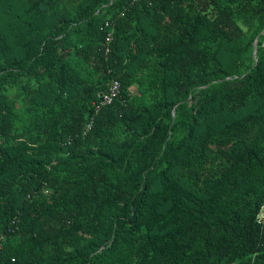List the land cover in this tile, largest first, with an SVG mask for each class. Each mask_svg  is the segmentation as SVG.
<instances>
[{
  "label": "trees",
  "instance_id": "1",
  "mask_svg": "<svg viewBox=\"0 0 264 264\" xmlns=\"http://www.w3.org/2000/svg\"><path fill=\"white\" fill-rule=\"evenodd\" d=\"M263 208L264 0H0V264H264Z\"/></svg>",
  "mask_w": 264,
  "mask_h": 264
},
{
  "label": "built area",
  "instance_id": "2",
  "mask_svg": "<svg viewBox=\"0 0 264 264\" xmlns=\"http://www.w3.org/2000/svg\"><path fill=\"white\" fill-rule=\"evenodd\" d=\"M112 35L109 34L108 41L111 40ZM121 91V83L118 80H112L108 85L106 90L100 91L97 94L96 107L100 109L101 107L109 106L113 101L119 96ZM91 125H89V128ZM264 219V208L261 210L258 217V221L261 223Z\"/></svg>",
  "mask_w": 264,
  "mask_h": 264
},
{
  "label": "water",
  "instance_id": "3",
  "mask_svg": "<svg viewBox=\"0 0 264 264\" xmlns=\"http://www.w3.org/2000/svg\"><path fill=\"white\" fill-rule=\"evenodd\" d=\"M257 52H258V47H257V43H256V46H255V56H256Z\"/></svg>",
  "mask_w": 264,
  "mask_h": 264
}]
</instances>
